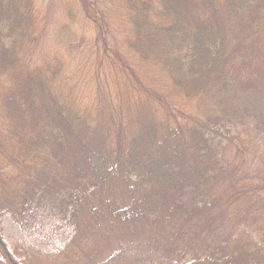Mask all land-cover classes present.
Wrapping results in <instances>:
<instances>
[{
    "label": "trees",
    "instance_id": "obj_1",
    "mask_svg": "<svg viewBox=\"0 0 264 264\" xmlns=\"http://www.w3.org/2000/svg\"><path fill=\"white\" fill-rule=\"evenodd\" d=\"M38 1L0 0V264L5 216L65 264H264V0H70L51 49Z\"/></svg>",
    "mask_w": 264,
    "mask_h": 264
},
{
    "label": "rangeland",
    "instance_id": "obj_2",
    "mask_svg": "<svg viewBox=\"0 0 264 264\" xmlns=\"http://www.w3.org/2000/svg\"><path fill=\"white\" fill-rule=\"evenodd\" d=\"M70 0H39L38 3L41 10L45 12L48 37L45 42V47L51 49L57 42L55 26L57 20L61 15L62 6L69 5ZM61 12H60V11ZM249 112L253 113L260 120L264 121V106H248ZM258 138L257 148L261 152L264 146V140ZM259 166L254 169L253 180L264 186V160L258 163ZM1 227L6 243L10 251H14L15 255L23 259L26 264H65L61 261L55 260L54 255L58 254L65 248L72 236V229L69 227L57 228L56 222L46 221L43 224V229L40 233L33 237L24 235L17 226H15L8 216L1 220ZM30 249L34 250V254ZM40 253V256L38 253Z\"/></svg>",
    "mask_w": 264,
    "mask_h": 264
}]
</instances>
